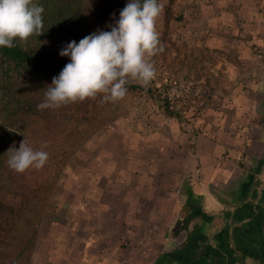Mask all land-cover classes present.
Wrapping results in <instances>:
<instances>
[{"label":"crops","instance_id":"1","mask_svg":"<svg viewBox=\"0 0 264 264\" xmlns=\"http://www.w3.org/2000/svg\"><path fill=\"white\" fill-rule=\"evenodd\" d=\"M179 1L180 66L210 107L187 123L126 111L90 137L30 264H264V0Z\"/></svg>","mask_w":264,"mask_h":264},{"label":"trees","instance_id":"2","mask_svg":"<svg viewBox=\"0 0 264 264\" xmlns=\"http://www.w3.org/2000/svg\"><path fill=\"white\" fill-rule=\"evenodd\" d=\"M164 7V35L173 21H182L172 8ZM42 6L44 31L26 42L14 40L12 48L0 47V264H30L38 223L48 200L72 155L94 134L123 114L129 95L141 90L135 82L127 85V96L116 103L95 100L70 103L58 109L38 110L46 87L58 76L69 57L62 48L96 32L110 31L129 0H33ZM161 2V0H160ZM152 97L157 95L147 89ZM174 115L169 104L162 105ZM26 139L36 150L49 153L46 165L17 173L7 164L10 148Z\"/></svg>","mask_w":264,"mask_h":264},{"label":"clouds","instance_id":"3","mask_svg":"<svg viewBox=\"0 0 264 264\" xmlns=\"http://www.w3.org/2000/svg\"><path fill=\"white\" fill-rule=\"evenodd\" d=\"M164 7L160 0H129L115 25L108 26L110 31L97 29L79 43L69 42L59 55L70 62L52 78L37 109H58L97 97L116 103L127 96L130 83L149 86L157 74L152 58L164 50L157 30ZM43 11L33 0H0V47H14L16 38L26 42L40 36ZM8 152L7 164L17 173L40 170L49 160L47 151L30 147L26 139Z\"/></svg>","mask_w":264,"mask_h":264},{"label":"rangeland","instance_id":"4","mask_svg":"<svg viewBox=\"0 0 264 264\" xmlns=\"http://www.w3.org/2000/svg\"><path fill=\"white\" fill-rule=\"evenodd\" d=\"M161 3H163L165 6L168 5V0H161ZM184 5H180V1L176 2V0L174 1L172 8L174 10H176L177 12L179 11V7H182ZM164 11L162 16L159 18L158 22H157V30L160 33V37L164 35L165 32V28H164ZM182 21H173L171 23L170 26V31L167 32V34L165 35V40H167V45H170L169 49L167 50L166 53H159L157 54L155 57H153V62L155 64V67L158 68V66H160L161 68L164 69V71L168 72L171 75L183 78V80L185 79H189L191 81H195L196 83H198L199 85H201L203 88L209 89L211 92L210 98L212 96V90L210 87H208L206 84L202 83L199 79H197L194 75H189V71L187 68H182L180 65V63L182 61H185V59H188V56L186 55L185 52V48L183 47V44L180 43L182 45L181 46H177V42L179 39H181L180 37V26ZM185 40V39H184ZM264 44L259 46L257 48V54H259L260 50L263 49ZM182 49V50H181ZM261 60H263L264 62V55L262 58H260ZM190 60V59H189ZM189 65V64H188ZM157 80H160V75H156ZM142 87V86H141ZM151 89V88H150ZM155 94L156 92L151 89ZM150 94V93H149ZM148 93L146 94V87H142L141 90L134 94V95H129L126 98L123 110L125 113L126 111L129 112L128 116L130 119H134V118H141L142 116L146 115V111L150 109H153L155 107H161L163 109L164 112L165 109L162 106L163 103L162 101L159 99L158 95L156 97H152L151 94L149 95ZM211 102H209L207 107H193L190 111L189 114H187V116L185 118H181L183 119L185 123L190 122L191 119H193L191 117L192 112H194L195 114H199V112H202L203 110L208 109V107H210ZM162 109L160 111V113H162L163 117L166 118H170V117H176L175 115H169L166 113L163 114ZM159 116V113H157ZM170 116V117H169ZM127 117V116H126ZM135 120V119H134ZM144 134H146V127L144 128ZM63 175V174H62ZM62 178V177H61ZM60 182V180H59Z\"/></svg>","mask_w":264,"mask_h":264},{"label":"built area","instance_id":"5","mask_svg":"<svg viewBox=\"0 0 264 264\" xmlns=\"http://www.w3.org/2000/svg\"><path fill=\"white\" fill-rule=\"evenodd\" d=\"M259 52L258 57L262 58L264 47ZM156 69L157 74L160 75V80L155 77L149 86L146 87V94H149L147 89H153L163 104H169L175 116L185 118L193 107L208 106L211 95L209 89L203 88L195 81L177 78V76L164 71L160 66L156 67Z\"/></svg>","mask_w":264,"mask_h":264}]
</instances>
